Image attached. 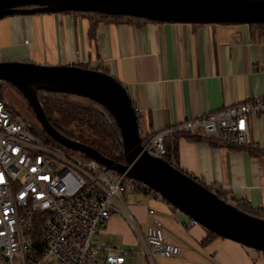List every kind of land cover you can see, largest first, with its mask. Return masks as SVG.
Returning <instances> with one entry per match:
<instances>
[{"label":"crops","instance_id":"crops-1","mask_svg":"<svg viewBox=\"0 0 264 264\" xmlns=\"http://www.w3.org/2000/svg\"><path fill=\"white\" fill-rule=\"evenodd\" d=\"M88 26L87 18L70 13L6 16L0 19V61L108 72L126 88L142 136L264 94V35L250 24L105 22L92 38ZM249 134L264 141V115L250 116ZM198 137L204 140L180 137L176 167L229 198L264 209V150ZM126 205L141 227L146 208L154 210L166 238L180 248L179 256L152 264H264V255L228 239L202 244L205 229L166 202L134 195ZM105 226L97 238L110 243L119 235L123 246H135L123 220Z\"/></svg>","mask_w":264,"mask_h":264},{"label":"built area","instance_id":"built-area-1","mask_svg":"<svg viewBox=\"0 0 264 264\" xmlns=\"http://www.w3.org/2000/svg\"><path fill=\"white\" fill-rule=\"evenodd\" d=\"M253 115H264V94L140 135L146 139L142 146L165 161V140L180 131L219 145L264 150V141L257 143L249 134ZM26 123L0 99V264H152L156 258L179 256V246L165 237L154 210L146 208L141 227L126 205L134 195L165 202L162 196L143 182L46 142ZM30 124L40 128L37 122ZM113 218L128 225L135 253L98 240Z\"/></svg>","mask_w":264,"mask_h":264},{"label":"water","instance_id":"water-1","mask_svg":"<svg viewBox=\"0 0 264 264\" xmlns=\"http://www.w3.org/2000/svg\"><path fill=\"white\" fill-rule=\"evenodd\" d=\"M65 12L121 15L157 23L252 24L264 22V0H0V19L10 15ZM0 82L19 92L40 128L63 148L143 182L170 207L219 238L264 253V219L249 216L232 203L219 199L196 178L145 152L132 100L123 84L108 72L79 65L0 61ZM37 90L68 93L97 102L119 130L124 163L114 162L82 142L65 138L51 127L36 98Z\"/></svg>","mask_w":264,"mask_h":264},{"label":"trees","instance_id":"trees-1","mask_svg":"<svg viewBox=\"0 0 264 264\" xmlns=\"http://www.w3.org/2000/svg\"><path fill=\"white\" fill-rule=\"evenodd\" d=\"M65 13H70V12H65ZM70 14H74V15L78 14L87 18L89 23L88 26L89 36L91 38L95 34L97 25L101 23L113 22L116 24H120V23L139 24V23L153 22L149 20L147 21L143 18H137V17L133 18V17L121 16V15L119 16H112L106 14L101 15L95 12H91V13L71 12ZM250 25L251 27L258 30L261 34L264 35V22L252 23ZM4 87H9L11 90H13V92H15V94L19 96L21 100H24L22 99L19 92L14 87L4 82H0V99L5 100L4 95L2 96V92H1L4 89ZM36 98L37 100H39L43 113L45 114L46 119L49 122L50 126L55 128L63 137L71 139L73 141L82 142L83 144H86L91 148H93L94 150H96L97 152H99L100 155H103L114 162L121 164L124 163V158L121 151V142L119 140V130L117 126L114 124V121L110 116V114L106 112L97 102H95L94 100L92 101L88 98H84L81 96L78 97L68 93L65 94L58 92L50 93V92H45L43 90L36 91ZM27 108L28 111L31 112L28 106L26 107V109ZM66 124L68 126H66ZM71 124H74L75 126H82L87 128L93 136L95 135V141H90L86 139V137H84L83 135L76 137L68 129L69 125ZM30 129L37 137L38 136L42 137L46 142H50L57 146H60V144L51 140L44 132V130H42V128L31 127ZM140 135L141 134L139 133V136ZM180 137L186 138L189 141L204 140L198 136L193 137L189 134L180 131L174 133L171 137L167 138L164 143V148L166 153L165 161H167L171 166L175 168H177L176 152ZM139 139L141 141V144H144L146 142V139L144 137L140 136ZM73 154L79 157L82 156L85 159H89L87 156L80 154L78 152H73ZM197 181L199 183H202L200 180ZM208 190H212V186H209ZM214 193L217 194L219 199L232 203L235 207H237V209L243 211L249 216L251 217L254 216L257 218L264 219V209L259 207H249V205L242 200L229 198L228 195L225 194V192L224 193L221 192L219 188H217L214 191ZM37 233H38V228L34 226L32 230V235L34 234L36 236ZM205 234L206 235L205 238L202 240V244L210 242L211 239L218 237L214 233L212 232L210 233L207 230H205ZM258 253L264 255V253L261 252Z\"/></svg>","mask_w":264,"mask_h":264},{"label":"rangeland","instance_id":"rangeland-1","mask_svg":"<svg viewBox=\"0 0 264 264\" xmlns=\"http://www.w3.org/2000/svg\"><path fill=\"white\" fill-rule=\"evenodd\" d=\"M1 92H2V96L4 95L5 101L7 103H9L18 112L19 115H21L22 117L24 116L26 118V120L30 123H36L33 114H31V112L28 111V108L26 109V107H27L26 102L24 100H21L19 98V96L17 94H15V92H13V90H11L9 87H4V89ZM30 123H26L28 128L32 127ZM66 126H68V125L66 124ZM68 129L76 137L83 135L84 137H86V139H88L90 141H95V135L93 136L89 132V130L85 127L75 126L74 124H71V125H69ZM40 138H42V137H40ZM116 219L121 220V218H116ZM115 237H116L115 240L110 241V243L115 244L118 248L124 249V250H126V248H128L132 253H135L138 250L137 245H135V246L134 245L123 246V244L121 243V240L119 239V235H115ZM98 240L103 241L105 239L103 238V236H100V237H98ZM106 241H108V240H106Z\"/></svg>","mask_w":264,"mask_h":264}]
</instances>
